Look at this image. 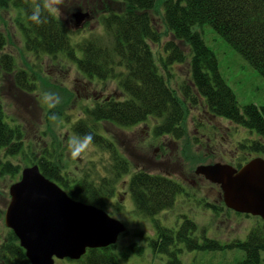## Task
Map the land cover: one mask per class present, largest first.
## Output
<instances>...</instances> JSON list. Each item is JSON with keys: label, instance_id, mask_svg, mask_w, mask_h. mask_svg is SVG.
<instances>
[{"label": "trees", "instance_id": "16d2710c", "mask_svg": "<svg viewBox=\"0 0 264 264\" xmlns=\"http://www.w3.org/2000/svg\"><path fill=\"white\" fill-rule=\"evenodd\" d=\"M37 2L0 0L2 7L7 4L9 8L17 9L19 20L21 17L23 22L18 19L16 22L29 52L49 55L55 60L59 57L67 59L83 79L90 82L116 81L121 97L95 96L94 104L84 109L85 117L73 124L75 134L91 133L93 144L110 154L113 176L102 178L96 186L87 178L71 180L67 174L61 173V156L52 155L49 150L42 151L37 162L29 160L21 126L7 121L0 103V181L7 178L17 181L20 168L16 162L27 159L24 165L37 164L41 173L60 184L71 199L105 210L107 200L114 196L111 181L116 183L128 174L129 165L113 143L98 132L99 123L132 128L154 120V138L181 139L185 135L182 123L188 109L197 105L204 106L206 114L209 112L216 118L255 131L257 137L264 140V105L239 106L218 71L215 54L205 45L198 31L202 26H210L264 78V0H118L124 4V11L104 19L113 42L101 46L96 41H88L81 50L69 44L68 30L60 27L53 15L45 13L47 19L41 25L28 19ZM157 4L163 8L167 30L190 50V82L194 95H190L187 87L181 88V94H178L169 86L168 77L161 74L160 64L148 44L159 43L160 36L152 28L148 15ZM76 51L80 52L79 55ZM165 51L167 55L160 59V63L168 73L175 62L183 63L187 59L173 43H168ZM2 60L4 69L11 70V57L4 55ZM25 76L23 71L15 73L17 86L34 91L36 88L23 84ZM50 109L48 115L51 119L59 116L60 111ZM86 120L92 124L88 125ZM129 190L137 212L153 219L156 237L149 241V247L165 262L152 264H184L185 256L191 257L187 264H264V221L260 218L235 213L246 219L254 218L255 223L245 229L242 237L228 240L207 235L204 228L199 231L197 225L186 218L178 230L169 229L154 216L162 209L172 208L179 192L175 183L156 175L137 174L130 179ZM205 206L211 207L215 214L223 210L222 206ZM230 213L229 210L227 214ZM247 220L249 224L252 221ZM114 249L115 246L89 249L80 261L84 264H120ZM126 249L128 253L137 254L144 250L138 244ZM229 254L231 256L227 258ZM0 264H30L11 230L0 239Z\"/></svg>", "mask_w": 264, "mask_h": 264}, {"label": "rangeland", "instance_id": "374dc122", "mask_svg": "<svg viewBox=\"0 0 264 264\" xmlns=\"http://www.w3.org/2000/svg\"><path fill=\"white\" fill-rule=\"evenodd\" d=\"M61 10L62 15L53 16L60 27L63 26L68 30L69 44L74 49L81 50L84 42L96 41L101 46H107L113 42V37L105 28L104 19L110 14L122 13L124 4L119 3L118 0H63ZM75 11L87 15L88 19L83 22L81 27L75 28L72 17ZM148 15L151 18L152 28L160 36L159 43L148 42V44L157 63L160 64L161 74L165 78L168 77L169 86L178 94H181V88L187 87L190 95H194L190 82V50L188 46L176 40L167 30L163 22V8L160 4H157ZM17 19L22 21L21 17L19 20L16 8H9L7 4L3 7L0 5V103L7 121L21 126L27 145L26 157L29 160L37 162L42 151L49 150L52 155L61 156L59 162L62 174H67L71 180L87 178L93 182L92 185L96 186L102 178L113 176V161L110 154L92 144L81 157L72 158L68 152L67 139L69 136L77 135L73 131V124L80 117H85L84 109L94 104L95 96H111L115 99L121 97L116 81L108 79L106 82L96 80L90 82L83 79L75 69V65L67 59L59 57L55 60L49 55L29 52L17 25ZM198 31L201 33L205 45L215 54L218 71L235 95L239 106L244 107L250 104L257 107L263 106L264 78L210 26H202ZM168 43L175 44L187 58L183 63L175 62L171 65L169 73L160 63V59H164L167 55L165 48ZM76 52L79 55L80 52ZM4 55L11 57L12 68L9 71L4 69L2 64ZM18 71H23L26 74L24 80L26 82L23 84L36 88L34 91H27L17 86L15 73ZM45 92L53 94L51 103L55 106L52 109L41 102L40 97ZM57 96L60 98L59 103L56 102ZM197 106L188 109V114L182 123L185 135L181 139L165 137L164 142L155 140L152 135L154 120L132 128L99 123L98 132L108 138L129 163L137 164L129 165L133 171L151 169L154 170L151 173L169 175L172 179L181 182L187 189L189 196L179 194L172 208L166 209V213H160L154 217L163 227L178 230L183 219L186 218L192 220L199 231L204 228L207 235H213L222 240L240 238L245 229L255 223L254 218H247L252 219L249 224L246 217L237 216L232 211L229 215L227 211L215 214L210 208H207L206 201L212 205L220 206L216 203L218 187L204 181L202 177L195 176L194 171L200 165L215 164L226 153L232 157L236 156L233 162L237 164L241 160H243L242 162L247 160L250 157L249 153L255 154L260 147L262 149L260 148L259 155L264 156V140L257 137L255 131L239 127L224 118L217 117V120L215 117V124L211 123V119L204 112L206 108ZM49 109L50 111L53 109L60 111L59 116L51 119V116L48 115ZM202 118L207 119L200 122ZM86 122L88 125L92 124L88 120ZM195 129L203 135H206L208 131L211 133L215 131L210 143L212 149L198 148L205 146V142H201L200 135L195 134ZM252 136H256L257 139ZM187 137H192V140L188 141ZM156 149L161 152L157 157L153 155ZM227 157L229 156L227 155ZM222 160L224 161V159ZM26 162L27 159L16 162L20 168L17 175L18 180L22 169L30 166L24 165ZM152 162L167 165H154ZM169 162H179L181 165H170ZM140 163L147 165H138ZM189 179H192L195 184L190 183ZM124 181L125 175L116 183L111 181L114 197L107 200L108 205L105 208L110 216L121 221L127 229L126 233L118 237L114 249L119 263L165 262L164 259L160 260L161 256L154 255L149 247V241L156 237L153 219L140 215L133 205L132 198L123 194L124 191H128V188L123 184ZM13 183L14 181L9 178L0 181V239L9 230L4 225L3 217L10 202L9 187ZM134 244L144 248L142 254L128 253L126 248ZM230 256V254L227 255V258ZM190 258L185 256L184 264H187ZM80 260H57L55 264H84Z\"/></svg>", "mask_w": 264, "mask_h": 264}, {"label": "water", "instance_id": "95a60500", "mask_svg": "<svg viewBox=\"0 0 264 264\" xmlns=\"http://www.w3.org/2000/svg\"><path fill=\"white\" fill-rule=\"evenodd\" d=\"M72 17L75 28L88 19L80 12ZM194 172L220 189L227 210L264 221V159H252L240 168L200 165ZM9 196L4 225L16 236L30 264L80 260L89 249L115 246L127 231L105 210L71 199L37 164L22 169L20 179L9 187Z\"/></svg>", "mask_w": 264, "mask_h": 264}, {"label": "flooded vegetation", "instance_id": "af4514ba", "mask_svg": "<svg viewBox=\"0 0 264 264\" xmlns=\"http://www.w3.org/2000/svg\"><path fill=\"white\" fill-rule=\"evenodd\" d=\"M77 11H75L73 14H75ZM72 14V15H73ZM207 115L209 116V118L211 119V123H213V124H215V122H214V119H215V117L212 115V114H210V113H207ZM204 119H207V118H202V120H200V122H203V120ZM141 125H145V122L144 123H142ZM141 125H139V126H141ZM220 125V124H219ZM138 126V125H137ZM184 133H185V131H184ZM214 133H215V131H214ZM214 133H211V131H208V133L206 134V135H203V134H200L199 133V131L197 130V129H195V134H197V135H200V137H199V139L201 140V142H205V146H199L198 148H201V149H203V148H205V149H207V150H210V149H212V145L210 144L211 143V141H212V137H213V134ZM167 138V137H166ZM155 140H158V141H162V142H164V140L163 139H165V137H162V138H154ZM187 139H188V141L189 140H192V137H187ZM221 139H223V138H221ZM157 142V141H156ZM162 145H164V144H162ZM176 146H177V142H176ZM116 147V146H115ZM117 148V147H116ZM188 148H189V146H188ZM161 152H160V150L159 149H156V151H154V153H153V155L155 156V157H157L159 154H160ZM162 153H164V152H162ZM260 154V151H257L255 154H253V153H249V155L248 156H250L247 160H245L244 162H242L243 160H241V162H239L238 164L237 163H234L233 161L235 160V158H236V156H234L233 155V157L231 156V155H229V154H227L226 153V155H224V157H222V159H224V161L221 159L220 161H218V162H216V163H219V164H223V165H231V166H233L234 168H240L242 165H244V164H246L249 160H251V159H253V158H255V157H259V158H262V157H264V156H260L259 155ZM227 155L229 156V157H227ZM164 156V155H163ZM170 156H171V153L169 154V158H170ZM167 157V156H166ZM204 157L205 158H207V156L206 155H204ZM141 159H143V158H141ZM238 159V158H237ZM262 159H264V158H262ZM127 165H137V164H133V163H129V161L127 160ZM228 162V163H227ZM154 165H167V164H162V163H156V162H152ZM215 163V164H216ZM168 164H170V165H181L179 162H173V163H171V162H169ZM212 164H214V163H208V164H205V165H212ZM138 165H147L146 163H140V164H138ZM196 165H199V164H196ZM235 165H238L237 167L235 166ZM151 172H154V170H151V169H145V170H132L131 168H130V166H129V173L128 174H126L125 175V181H124V185L126 186V188H128V191H124L123 192V194L124 195H126V196H128L129 198H132V196H131V192H130V190H129V181H130V179L133 177V176H135V175H137V174H144V175H148V176H151V175H156V176H158V177H160V178H163V179H167V180H169V181H171V182H173V183H175V185L177 186V187H179V192L175 195V200H176V198H177V196L179 195V194H183V195H187V196H189V192L187 191V189L186 188H184L183 187V184L181 183V182H179V181H176V180H174V179H172L169 175H167V176H164V175H161L160 173H159V175H157V174H154V173H151ZM194 175H195V172H194ZM195 176H197V175H195ZM197 177H202V176H197ZM203 178V177H202ZM204 179V178H203ZM185 180H186V178H185ZM190 183H192L193 185L195 184V182L192 180V179H189L188 180ZM204 181H206L205 179H204ZM208 182V181H207ZM209 183V182H208ZM57 184V183H56ZM66 194H67V192L61 187V185L60 184H57ZM218 190H216V192H217V195H218V199L216 200V203L217 204H219L220 206H222L221 208H223V210L222 211H227V209L223 206V203H222V199H221V191H220V189L219 188H217ZM68 195V194H67ZM69 196V195H68ZM114 197V196H113ZM132 200H133V198H132ZM129 201L131 202V200L129 199ZM189 202H191L192 203V201H189ZM195 202V204L197 205V203H196V201H194ZM133 203H134V201H133ZM205 204H211V203H208L207 201L205 202ZM133 205H135V203L133 204ZM212 205V204H211ZM215 205V204H214ZM210 210L212 211V208L210 207ZM167 211H166V209L165 210H160L158 213H157V215H160V213H166ZM227 212H229V210L227 211ZM157 215H155L154 217H156ZM149 218V217H148Z\"/></svg>", "mask_w": 264, "mask_h": 264}, {"label": "clouds", "instance_id": "9594fccd", "mask_svg": "<svg viewBox=\"0 0 264 264\" xmlns=\"http://www.w3.org/2000/svg\"><path fill=\"white\" fill-rule=\"evenodd\" d=\"M62 4L63 0H38V2L32 8L28 19L34 24L41 25L46 22L47 17L45 16V13L56 16L62 15ZM52 96V93H43L40 97L41 102L47 104L49 108L54 107L55 105L51 103ZM59 100L60 98L57 96L56 102L59 103ZM93 142L94 137L91 133H86L83 136H69L67 139L68 152L72 158H79L83 153L90 149Z\"/></svg>", "mask_w": 264, "mask_h": 264}]
</instances>
